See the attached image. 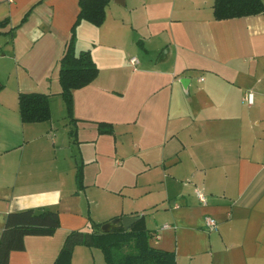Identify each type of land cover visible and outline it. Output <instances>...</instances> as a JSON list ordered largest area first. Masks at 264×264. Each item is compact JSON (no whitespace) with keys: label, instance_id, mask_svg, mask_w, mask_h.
Wrapping results in <instances>:
<instances>
[{"label":"crops","instance_id":"1","mask_svg":"<svg viewBox=\"0 0 264 264\" xmlns=\"http://www.w3.org/2000/svg\"><path fill=\"white\" fill-rule=\"evenodd\" d=\"M213 3L109 0L100 26L82 20L75 50L98 75L72 91V125L52 101L78 0H0V234L11 212L59 215L8 264H54L70 231L120 216H143L176 264H264V12L217 20ZM19 92L49 94L50 119L23 123ZM95 251L71 264H104Z\"/></svg>","mask_w":264,"mask_h":264},{"label":"trees","instance_id":"2","mask_svg":"<svg viewBox=\"0 0 264 264\" xmlns=\"http://www.w3.org/2000/svg\"><path fill=\"white\" fill-rule=\"evenodd\" d=\"M109 0H78L79 12L70 30L62 56L58 60V82L60 96L65 104L66 117L74 125L73 95L74 89L90 84L98 75V67L89 50H75L76 27L85 20L100 26L105 20V8ZM264 12L263 0H214L215 19H229ZM2 22H0L1 24ZM4 23V21H3ZM3 84L0 82V90ZM18 110L23 123L43 122L50 119L49 94L40 92H19ZM71 125V126H72ZM99 133H112L110 123L99 122ZM69 134L73 135L72 128ZM83 163L76 166L77 188H83ZM117 217L118 225L108 232H101L103 223L89 219L91 231L72 230L63 243L54 264H71L75 246L96 247L101 250L106 264H176V255L153 247L149 244L150 230L144 225L143 216H139L128 229H124ZM59 227V215L50 209H25L6 215L0 234V264H8L9 253L24 248L26 235H52Z\"/></svg>","mask_w":264,"mask_h":264},{"label":"built area","instance_id":"3","mask_svg":"<svg viewBox=\"0 0 264 264\" xmlns=\"http://www.w3.org/2000/svg\"><path fill=\"white\" fill-rule=\"evenodd\" d=\"M136 61L137 60H136L135 57H131L130 58L131 64H135ZM200 80H203V79L200 78ZM244 100L248 104H251L252 101H253V93L252 92L247 93L246 96H244ZM195 193H196V196L199 199V201H201L202 203H205L206 196L203 193V191L197 189ZM204 224L210 230L216 229V227H217V221L213 217H211V216H205L204 217Z\"/></svg>","mask_w":264,"mask_h":264},{"label":"water","instance_id":"4","mask_svg":"<svg viewBox=\"0 0 264 264\" xmlns=\"http://www.w3.org/2000/svg\"><path fill=\"white\" fill-rule=\"evenodd\" d=\"M138 218L139 216H122L120 218V222L124 229H128L135 221H137ZM117 225V219L114 218L110 221L103 223L100 226V230L101 232H108L111 229L115 228Z\"/></svg>","mask_w":264,"mask_h":264},{"label":"rangeland","instance_id":"5","mask_svg":"<svg viewBox=\"0 0 264 264\" xmlns=\"http://www.w3.org/2000/svg\"><path fill=\"white\" fill-rule=\"evenodd\" d=\"M59 100H60L62 106L60 105V103H58V101L57 102H55L54 100L52 101L53 114H54V117L56 116L57 118L60 117V115H65L64 103L62 102V100H61L60 97H59ZM60 107L62 108V110L60 109ZM144 225H145V223H144ZM97 251L99 252V253H97L98 254V257H99V255L101 256L100 249L97 248ZM97 251H95V252H97ZM102 260L104 262V259H102ZM104 264H105V262H104Z\"/></svg>","mask_w":264,"mask_h":264}]
</instances>
